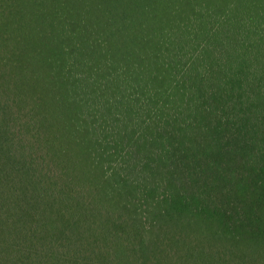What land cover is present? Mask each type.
I'll return each instance as SVG.
<instances>
[{
	"label": "trees",
	"instance_id": "16d2710c",
	"mask_svg": "<svg viewBox=\"0 0 264 264\" xmlns=\"http://www.w3.org/2000/svg\"><path fill=\"white\" fill-rule=\"evenodd\" d=\"M0 264H264V0H0Z\"/></svg>",
	"mask_w": 264,
	"mask_h": 264
}]
</instances>
